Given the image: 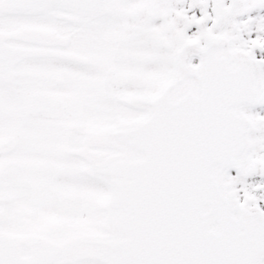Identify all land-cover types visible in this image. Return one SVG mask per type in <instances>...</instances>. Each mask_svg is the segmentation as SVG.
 Listing matches in <instances>:
<instances>
[{
    "label": "snow or ice",
    "instance_id": "1",
    "mask_svg": "<svg viewBox=\"0 0 264 264\" xmlns=\"http://www.w3.org/2000/svg\"><path fill=\"white\" fill-rule=\"evenodd\" d=\"M0 264H264V0H0Z\"/></svg>",
    "mask_w": 264,
    "mask_h": 264
}]
</instances>
